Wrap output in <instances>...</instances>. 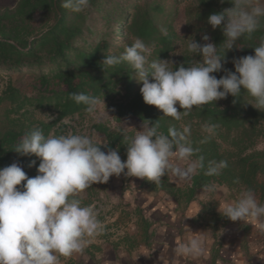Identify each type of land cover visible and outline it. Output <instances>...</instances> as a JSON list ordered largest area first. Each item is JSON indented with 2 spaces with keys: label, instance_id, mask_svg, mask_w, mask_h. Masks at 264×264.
Segmentation results:
<instances>
[{
  "label": "trees",
  "instance_id": "1",
  "mask_svg": "<svg viewBox=\"0 0 264 264\" xmlns=\"http://www.w3.org/2000/svg\"><path fill=\"white\" fill-rule=\"evenodd\" d=\"M178 1L90 0L89 7L80 13L65 9L64 0H15L13 5H0V77L29 73L35 89L34 95L28 96L8 82L0 94V102H6L0 113V168L17 162L29 178L35 177L40 159L34 154H18L15 146L36 128L45 137L58 136L65 126L61 123L64 118L86 113L84 104L69 98L72 93H84L110 100L118 119L132 117L142 123L145 120L158 123L159 131L164 134L170 128L182 132L185 126H190L187 142L196 150L191 159L203 157L204 167L190 176L186 186L170 183L166 175L161 178L160 190L171 196L176 209H185L200 189L213 183L238 192L250 188L264 203V147H255L264 134V109L250 104L254 101L245 89L241 88L238 97L228 95L225 99L194 106L189 115L176 120L143 101L142 83L129 64L122 62L107 67L101 63L105 56L122 54L136 38L151 47L150 62L167 60L178 39L172 25V7ZM191 2L199 30L210 37V43L218 46V54L223 57L226 50L222 44V28L213 29L207 19L210 14L233 5L229 0ZM162 29L167 30L166 35ZM261 37H264V17L260 18V26L251 38L242 37L236 44L240 48L234 46L226 52L223 68L234 71V58L254 55V47L259 45ZM181 64L189 65L186 56L171 67ZM224 74L223 69L212 73L217 78ZM177 109L183 111L178 104ZM35 110L49 111L50 119L37 118ZM205 122L218 125L211 136L201 129ZM93 128L104 136L102 144L106 146L101 148L105 152L117 146L120 150L128 143L122 134L109 131L102 123L93 124ZM205 137H208L206 142H202ZM33 160L36 164L30 167ZM210 161H226L227 167L218 174L206 175ZM23 183L17 188H22ZM137 210L144 217L143 208L137 206ZM150 222L143 219L146 237L151 235Z\"/></svg>",
  "mask_w": 264,
  "mask_h": 264
},
{
  "label": "clouds",
  "instance_id": "2",
  "mask_svg": "<svg viewBox=\"0 0 264 264\" xmlns=\"http://www.w3.org/2000/svg\"><path fill=\"white\" fill-rule=\"evenodd\" d=\"M229 3L233 6L210 14L207 19L213 29L222 28V44L226 50L223 57L214 43L202 44L192 39L187 43L188 51L201 55L202 60L173 68L169 66L173 65L170 60L150 62L151 47L136 38L122 54L105 56L101 63L107 67L122 62L129 64L142 83L143 101L176 120L189 115L194 106L225 99L228 95L238 97L241 88L253 99L254 103H250L253 107L264 109V37L254 47V55L232 60L234 71L224 69L222 63L226 52L237 47L238 40L245 36L251 38L258 30L260 18L264 17V0H229ZM89 4L90 0H64L62 6L80 13ZM162 32L167 34L166 29ZM209 39L207 34L202 36L205 42ZM222 69L225 74L220 78L212 75ZM69 98L84 104L85 111L95 119L99 118L101 104L105 109L104 101L96 96L72 93ZM177 104L183 111H178ZM145 121L141 130L126 143L125 161L117 150L103 151L101 146L106 144L96 142L88 132L70 131L45 137L36 128L26 133L14 151L22 156L38 157V174L29 178L17 162L0 168V264H61V257L83 253L106 230L99 219L100 207L82 206L77 198L93 184L106 183L110 177L121 173L158 183L169 171L183 181L204 167L203 157L191 159L196 150L187 142L190 126H185L182 132L170 128L168 134H164L159 131L158 123ZM61 123L70 121L65 119ZM217 127L205 122L201 129L211 136ZM35 164L33 160L29 166ZM225 167L226 161H210L205 174H218ZM22 182H25L22 188H17ZM116 203L118 200L113 198L111 204ZM218 210L231 221L252 220L257 229L264 230V204L258 202L250 188ZM186 230L189 236L177 243L176 254L201 256L205 252V236L187 227Z\"/></svg>",
  "mask_w": 264,
  "mask_h": 264
},
{
  "label": "rangeland",
  "instance_id": "3",
  "mask_svg": "<svg viewBox=\"0 0 264 264\" xmlns=\"http://www.w3.org/2000/svg\"><path fill=\"white\" fill-rule=\"evenodd\" d=\"M14 2L15 0L0 1V5L9 6L13 5ZM194 8V4L191 0H179L172 7L174 11V15L172 16V25L178 35V39L176 40L174 50L171 52V55L167 60L172 61L173 64L180 61V58L183 56H186L189 61V65L199 63L200 60H202L201 55L188 51V41L194 39L202 44L210 43V41L205 42L202 40V36L204 34L199 30V25L193 19ZM167 10H170L169 6H167ZM169 66L171 67L172 64ZM8 82L17 87L22 94L28 96L34 95V81L31 74L23 73L22 75L10 74L9 77L4 75L1 76L0 94ZM117 97L118 96H115V98ZM100 100L104 101L105 109L104 105L101 104L97 113L99 117L98 119L93 118L87 112L83 115H74L72 117L64 118L63 120L68 119L70 123L64 124L65 126L61 127L59 135L67 134L70 131H79L81 133L88 132L93 134L96 142L105 143L104 136L95 131L93 128V124L102 123L109 131L119 132V134H122L124 139L129 142L130 138L133 137L137 131L141 130V125L143 124L142 122L132 117H121L118 119L110 106V100ZM5 104L6 102H0V113ZM35 114L37 118L40 117L50 119L49 111L35 110ZM255 147L257 149L264 147V134L257 140ZM127 148L128 145L126 144L120 150L119 146L115 147L113 150H117L121 160L125 161L127 159ZM181 166L185 165L182 164ZM126 171L127 170L125 169V172ZM165 175L170 183L176 186H186L190 182V177L181 181L178 177L173 176L170 171ZM143 180L144 178L127 176L124 173H121L119 176L113 175L106 183L93 184L91 187L78 194L77 198L81 200L82 206L95 204L100 207L101 212L99 219L106 226L105 232L96 237L86 248L88 249L91 246H94V250L96 249L98 251L96 254L93 253L91 256L92 258L87 255L88 262L84 261L86 264H94L97 260L96 256L100 259L101 251H99V246H102V248L107 246L109 248L110 245L115 244V242V245L119 247H115L116 249L114 248L113 251L116 255H120V257L124 260L132 261L133 259L141 258L144 254H147V248L145 249V246L149 248L150 246L144 242V235L142 236L141 233V227L143 229L144 223L142 222L141 224H138L140 216L138 214L137 206L131 204L132 200L127 198L125 193L129 190L133 197L140 196L143 198L146 196L148 197L147 202L149 200L155 203L158 201L166 207L167 205L165 202L170 201L173 203V199L169 194L160 190L161 180L158 183L152 182V184H149L147 180L143 182ZM119 181H122L121 185L118 183ZM209 186H212V188L210 189ZM209 186L200 189L195 198L192 200L195 205H199V211L201 210V212H203V219L202 221H199V225H202L204 229L207 228L206 230L207 232L210 231V234L213 233V230L217 231L216 234L220 237L216 240L214 239V242L217 243L224 242L221 240L224 235L232 236L234 233H240L243 237V249L245 251H251L254 255H259L258 257H261L264 254V230L257 229L255 227L256 222L252 220L231 221L227 217L223 216L218 210L226 202L237 200L242 191L238 192L237 190L235 191L224 185H218L216 183ZM113 198L117 199L118 203L114 205L111 204ZM150 198H152V200ZM256 198L259 203L264 204L260 198L257 197V195ZM155 206L157 207V205H148V203L142 206L144 208L143 212L146 215L147 221H153L152 216H155V212L157 211L151 212V209H155ZM147 238L151 239L152 237L150 235ZM109 239H111L113 243H110L108 241ZM97 240H101L100 244H95ZM232 248V245L229 247L227 245V249L232 250ZM236 252L233 251L234 258L237 256ZM132 262L135 264L134 261ZM215 264H224L223 259L220 257Z\"/></svg>",
  "mask_w": 264,
  "mask_h": 264
},
{
  "label": "crops",
  "instance_id": "4",
  "mask_svg": "<svg viewBox=\"0 0 264 264\" xmlns=\"http://www.w3.org/2000/svg\"><path fill=\"white\" fill-rule=\"evenodd\" d=\"M118 183L121 185L122 181H119ZM125 194L127 198L132 200L131 204L138 206L139 208L147 203L148 205H157V207L155 206V209H151V212L157 211L155 212V216H152L153 221L149 230L152 238L148 239L144 236V242L148 244L150 248L145 246V249L147 248V254H144L141 258L133 259L132 261H134L135 264H203V262L204 264H215L220 257L223 259L224 264H264V254L261 257H258L259 255H254L253 252L247 250L245 251L243 249V237L240 233H234L232 236L224 235L221 239L224 242H214V239L216 240L219 237L216 234L217 231L213 230V233L210 234V231L207 232V228L204 229L202 225H199V221H202L203 219V212H201V210L199 211V205H195L194 202H189L187 207L182 210L176 209L174 204L170 201L165 202L167 205L166 207L158 201L156 203L150 200L147 202L148 197L146 196L143 198L140 196L133 197L129 190H127ZM150 199L152 200V198ZM142 215L144 217L139 215L140 220H138V224H141L143 219H146V215L143 213ZM185 226L193 233H201L206 238L205 252L199 257L193 258L188 256H179L175 252L177 243L186 240L189 236V232L186 230ZM141 233L143 236L144 233L142 227ZM108 241L113 243L111 239ZM100 242L101 240H97L95 244H100ZM115 244L110 245L109 248L107 246H104L103 248L102 246H99L101 257L98 259V256L95 255L97 260L94 264H134L132 261L124 260L120 257V255H116L114 253V248L119 247ZM227 245L228 247L232 245V250L227 249ZM233 251H237V256H235L236 258H234ZM93 253L96 254L98 251L96 249L94 250V246H91L90 248L85 249L81 254H73V256L68 258L61 257L60 261L61 264H86V262H88L87 255L91 257Z\"/></svg>",
  "mask_w": 264,
  "mask_h": 264
}]
</instances>
